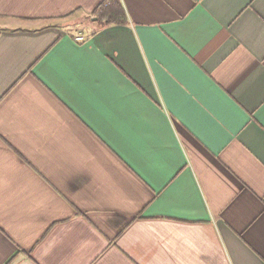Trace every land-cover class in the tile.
<instances>
[{
	"label": "crops",
	"instance_id": "0c3cea01",
	"mask_svg": "<svg viewBox=\"0 0 264 264\" xmlns=\"http://www.w3.org/2000/svg\"><path fill=\"white\" fill-rule=\"evenodd\" d=\"M104 1L0 0V264H264V0Z\"/></svg>",
	"mask_w": 264,
	"mask_h": 264
},
{
	"label": "trees",
	"instance_id": "16d2710c",
	"mask_svg": "<svg viewBox=\"0 0 264 264\" xmlns=\"http://www.w3.org/2000/svg\"><path fill=\"white\" fill-rule=\"evenodd\" d=\"M97 29L113 24H126L128 19L121 0H105L88 18Z\"/></svg>",
	"mask_w": 264,
	"mask_h": 264
},
{
	"label": "built area",
	"instance_id": "2783aa9c",
	"mask_svg": "<svg viewBox=\"0 0 264 264\" xmlns=\"http://www.w3.org/2000/svg\"><path fill=\"white\" fill-rule=\"evenodd\" d=\"M75 40L76 41H78V42H83V41H85L86 39H85V37L84 36H77V37H75Z\"/></svg>",
	"mask_w": 264,
	"mask_h": 264
},
{
	"label": "rangeland",
	"instance_id": "374dc122",
	"mask_svg": "<svg viewBox=\"0 0 264 264\" xmlns=\"http://www.w3.org/2000/svg\"><path fill=\"white\" fill-rule=\"evenodd\" d=\"M79 27H80V28H79ZM73 28H74V29H68V30H70V31L72 30V31H73V30H78V28H79V29H87L86 26H84V27H81V26H74ZM65 30H66V29H65ZM68 30H67V31H68Z\"/></svg>",
	"mask_w": 264,
	"mask_h": 264
}]
</instances>
